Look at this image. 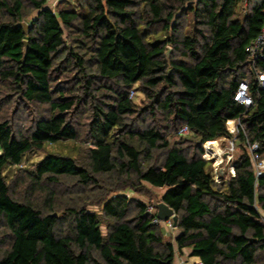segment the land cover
<instances>
[{"label": "trees", "instance_id": "16d2710c", "mask_svg": "<svg viewBox=\"0 0 264 264\" xmlns=\"http://www.w3.org/2000/svg\"><path fill=\"white\" fill-rule=\"evenodd\" d=\"M29 1L38 16L28 34L18 27L25 21L23 1H0L9 18L0 23V82L27 102L48 106L49 114L38 116L29 131L0 118V221L12 235L0 264H174L176 250H188L201 264H264V174L256 177L250 155L257 143L264 160L258 77L264 60L251 63L247 53L264 26V0L246 7L244 0H63L55 11L48 0ZM66 32L75 44L65 40ZM70 65L80 97L56 84L58 72L72 73ZM101 80L114 86L96 90ZM244 81L250 108L235 101ZM137 88L146 96L141 107L131 97ZM82 100L91 114L85 166L50 154L25 181L44 201L13 198L5 170L22 165L32 151L76 141L67 115ZM135 115L153 123H130ZM229 121L241 123L237 136ZM233 138L243 154L235 176L218 183L204 145ZM104 176L125 187L109 197L99 179ZM69 178L83 189L102 190L91 204L101 213L89 204L58 206L57 189ZM150 187L165 189L158 199L175 211L176 247L164 244V232L153 224L157 215L125 194H148Z\"/></svg>", "mask_w": 264, "mask_h": 264}, {"label": "rangeland", "instance_id": "374dc122", "mask_svg": "<svg viewBox=\"0 0 264 264\" xmlns=\"http://www.w3.org/2000/svg\"><path fill=\"white\" fill-rule=\"evenodd\" d=\"M1 1V0H0ZM25 6L24 18L26 22L30 23L33 19L38 16V11L33 10L29 0H21ZM63 7V6H60ZM245 8V7H244ZM243 8V9H244ZM245 9L243 10L244 13ZM182 13H179V16ZM186 21H182L184 24L183 31L189 32V24L191 18L188 16L185 17ZM9 21L8 15L5 11L0 9V23ZM65 40H69L68 32L65 34ZM74 42V40H69ZM68 42V41H67ZM72 44H69V47H72ZM65 57V54H64ZM64 62V60H63ZM60 63V62H59ZM73 70L72 73H63L58 72L55 77L60 76V80L56 83L58 86L65 88L66 90L75 91L77 96H81L82 91H80V81L76 74V69L73 65H70ZM55 84V85H56ZM104 86H114L108 82L98 81L94 86L96 90ZM98 92V91H97ZM99 94V93H98ZM134 101L138 106H142L146 102V96L140 92V88L135 90L133 97ZM84 100L77 103L75 108L67 116L69 120L74 124L78 131V139L76 141L63 142L58 145L52 146L47 145L43 150L32 151L24 156L22 165L16 167H9L5 170V177L8 182L10 193L13 198L20 202L32 201L36 205L41 204L44 201V196L41 193H32L28 189L26 182L28 180V174L31 171H34L36 166L44 160L50 154L62 155L64 157H73L77 160L80 166H85V163L88 161V130H89V121H90V111L85 109ZM49 107L46 105H39L34 103H29L20 97L13 89V86L0 82V118L10 120L11 124L17 130H31L34 126V123L38 116L48 115ZM130 123L135 121L137 126H141L143 120L148 124H152L153 120L146 115H135L130 117ZM237 136V135H233ZM233 139H220L216 142L218 143L220 153L212 152L208 150L207 144L204 147L203 157L204 159L211 162L210 171L215 176V179L218 183L223 180H228L233 177L235 173L234 163L238 161L239 157L243 154L242 147L239 146L237 142H234ZM171 142L174 143V139H171ZM235 144V149L232 150V143ZM227 159H224L225 154H229ZM221 172L223 173L221 175ZM101 185L106 188L105 191L108 192V196L112 197L117 192L112 190L117 187H125V184H119L115 180H109L107 176L99 177ZM22 181V183H21ZM62 186L58 187V206L64 207L65 205H75L88 206V210L95 213H101V207L98 204L91 205L96 201L99 196L100 190L98 187H91L88 189H83L80 185L76 184L73 179H65L62 181ZM150 192L148 194H141L134 192L130 189H125V194L131 199L143 202L149 208L150 214H156V210L152 207V201L154 198H161L165 192V189H156L150 187ZM59 216H62V211H59ZM153 224H156L153 222ZM108 224L105 223L102 226V231L104 235H107ZM158 230L162 229L165 236L163 237L164 244L172 243L176 247V238L179 235V230L174 228V224L171 225L167 223L156 224ZM65 231H68V228L64 226ZM12 241V235L6 231L4 224L0 221V255L4 253V250L8 248L10 242ZM197 258L191 257L189 251L186 250L184 253H179L176 250L175 262L174 264H197Z\"/></svg>", "mask_w": 264, "mask_h": 264}, {"label": "built area", "instance_id": "2783aa9c", "mask_svg": "<svg viewBox=\"0 0 264 264\" xmlns=\"http://www.w3.org/2000/svg\"><path fill=\"white\" fill-rule=\"evenodd\" d=\"M61 1L63 0H48L47 7L50 10L55 11ZM249 2H251V0H244V6L246 7ZM247 53L251 63H258L260 60H264V26L262 27V30L258 37L247 47ZM258 77L262 87H264V74L260 73ZM134 94L135 91H132V98L134 97ZM235 101L238 102L240 105L245 106L246 108H250L253 106L254 101L249 93V84L247 81L241 83L239 90L236 92ZM240 127L241 123L239 121L228 122V128L233 135L238 134ZM180 133L183 135L189 134V128L187 126L184 127ZM234 142L232 143V150L235 149ZM258 150L259 145L257 143L250 145V155L255 163V174L257 178L261 177L264 174V160L260 159L259 154H257ZM228 156H230V153L227 154V158ZM153 222L156 224L161 223L158 218H156ZM164 223L171 225L173 222L172 220H170Z\"/></svg>", "mask_w": 264, "mask_h": 264}, {"label": "water", "instance_id": "95a60500", "mask_svg": "<svg viewBox=\"0 0 264 264\" xmlns=\"http://www.w3.org/2000/svg\"><path fill=\"white\" fill-rule=\"evenodd\" d=\"M18 27L22 28L25 34H28L31 25L28 22L23 21L18 24ZM24 45V53L26 55L28 51V41H24ZM171 52L172 50L169 48L166 53L167 59H169ZM224 159H227V154L224 155ZM222 174L223 173L221 172V175ZM152 207L156 210L158 220H160L161 222H168L172 220L174 223V228L177 227V216L175 214V211L170 208L165 202L159 201L158 198H154V200L152 201ZM54 216L56 217L57 214H55ZM254 241L255 240H250L251 243H253Z\"/></svg>", "mask_w": 264, "mask_h": 264}, {"label": "bare ground", "instance_id": "6f19581e", "mask_svg": "<svg viewBox=\"0 0 264 264\" xmlns=\"http://www.w3.org/2000/svg\"><path fill=\"white\" fill-rule=\"evenodd\" d=\"M207 148L208 150H211L212 152H216V153H220V149H219V146H218V143L216 141H211L209 143H207Z\"/></svg>", "mask_w": 264, "mask_h": 264}, {"label": "crops", "instance_id": "0c3cea01", "mask_svg": "<svg viewBox=\"0 0 264 264\" xmlns=\"http://www.w3.org/2000/svg\"><path fill=\"white\" fill-rule=\"evenodd\" d=\"M233 176H235V173H234V175ZM198 261H197V264H201V262L199 261V259H197Z\"/></svg>", "mask_w": 264, "mask_h": 264}]
</instances>
